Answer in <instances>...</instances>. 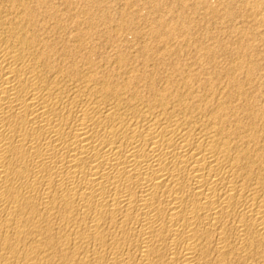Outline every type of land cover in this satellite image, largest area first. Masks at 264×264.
Instances as JSON below:
<instances>
[{
	"label": "bare ground",
	"instance_id": "6f19581e",
	"mask_svg": "<svg viewBox=\"0 0 264 264\" xmlns=\"http://www.w3.org/2000/svg\"><path fill=\"white\" fill-rule=\"evenodd\" d=\"M66 2L0 0V264H264L251 68L109 56Z\"/></svg>",
	"mask_w": 264,
	"mask_h": 264
},
{
	"label": "rangeland",
	"instance_id": "374dc122",
	"mask_svg": "<svg viewBox=\"0 0 264 264\" xmlns=\"http://www.w3.org/2000/svg\"><path fill=\"white\" fill-rule=\"evenodd\" d=\"M70 1L72 13L76 12L74 15L83 16V23L87 20L86 24L96 25L91 29L96 38L94 35H90V38L93 37L96 43L101 39L99 44L104 48L107 46V51L103 48V52L110 53H106V56H114L119 50L136 54L143 51L146 45L149 46L148 52L155 53L153 55L164 53L170 58L177 52L181 59L186 60L187 57L194 63L201 61L195 65L196 68L210 69L214 65L222 70L229 67L232 61L233 64L240 63L243 71L252 69L254 85L258 88L257 96L260 97L257 100L263 101L264 0ZM54 2L59 10H67L66 0ZM81 12H85L87 17ZM88 12L92 13L91 16H88ZM80 15H76V18ZM163 24L167 26L166 30Z\"/></svg>",
	"mask_w": 264,
	"mask_h": 264
}]
</instances>
